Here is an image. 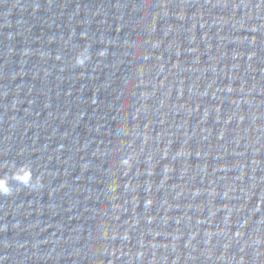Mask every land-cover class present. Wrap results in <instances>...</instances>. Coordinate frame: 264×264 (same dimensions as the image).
Listing matches in <instances>:
<instances>
[{
    "label": "water",
    "instance_id": "95a60500",
    "mask_svg": "<svg viewBox=\"0 0 264 264\" xmlns=\"http://www.w3.org/2000/svg\"><path fill=\"white\" fill-rule=\"evenodd\" d=\"M21 165L0 264H264V0H0Z\"/></svg>",
    "mask_w": 264,
    "mask_h": 264
},
{
    "label": "clouds",
    "instance_id": "9594fccd",
    "mask_svg": "<svg viewBox=\"0 0 264 264\" xmlns=\"http://www.w3.org/2000/svg\"><path fill=\"white\" fill-rule=\"evenodd\" d=\"M98 56L103 57L105 55L104 50H100L97 53ZM89 60V54L87 49L80 51L74 58V63L76 65L83 66L86 61ZM130 160L124 159L122 160V165L127 168L130 167ZM9 179L16 181L18 184L23 185L25 187H30L33 183L39 184V178L33 179L32 170L27 165H21L17 167V169L11 174L9 177L7 174L0 176V195H8L11 192V188L9 185Z\"/></svg>",
    "mask_w": 264,
    "mask_h": 264
}]
</instances>
